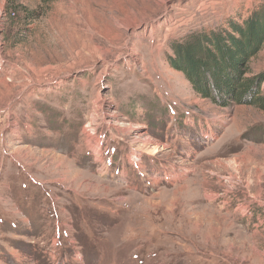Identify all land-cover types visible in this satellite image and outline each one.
Instances as JSON below:
<instances>
[{
	"label": "rangeland",
	"instance_id": "374dc122",
	"mask_svg": "<svg viewBox=\"0 0 264 264\" xmlns=\"http://www.w3.org/2000/svg\"><path fill=\"white\" fill-rule=\"evenodd\" d=\"M260 10L0 0V264H264V109L167 61ZM241 68L264 98V44Z\"/></svg>",
	"mask_w": 264,
	"mask_h": 264
},
{
	"label": "trees",
	"instance_id": "16d2710c",
	"mask_svg": "<svg viewBox=\"0 0 264 264\" xmlns=\"http://www.w3.org/2000/svg\"><path fill=\"white\" fill-rule=\"evenodd\" d=\"M258 13L243 23H232L231 32L196 31L170 42L169 67L183 73L203 99L221 106L233 102L264 109L259 81L245 80L241 68L264 44V10Z\"/></svg>",
	"mask_w": 264,
	"mask_h": 264
},
{
	"label": "bare ground",
	"instance_id": "6f19581e",
	"mask_svg": "<svg viewBox=\"0 0 264 264\" xmlns=\"http://www.w3.org/2000/svg\"><path fill=\"white\" fill-rule=\"evenodd\" d=\"M148 144H149V142H148V141H146V142L144 141V142H143V145H144L145 147H146ZM157 150H158V146H157V147H155V149H154L155 153H157V152H158Z\"/></svg>",
	"mask_w": 264,
	"mask_h": 264
}]
</instances>
